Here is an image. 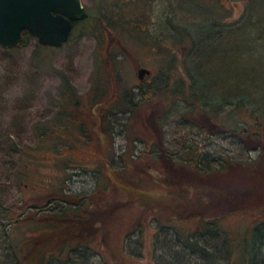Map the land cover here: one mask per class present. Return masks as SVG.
<instances>
[{"label": "rangeland", "instance_id": "obj_1", "mask_svg": "<svg viewBox=\"0 0 264 264\" xmlns=\"http://www.w3.org/2000/svg\"><path fill=\"white\" fill-rule=\"evenodd\" d=\"M83 3L57 47L0 44V264H221L224 236L243 264L264 230V0ZM63 197L95 223L57 225Z\"/></svg>", "mask_w": 264, "mask_h": 264}, {"label": "water", "instance_id": "obj_2", "mask_svg": "<svg viewBox=\"0 0 264 264\" xmlns=\"http://www.w3.org/2000/svg\"><path fill=\"white\" fill-rule=\"evenodd\" d=\"M87 15L83 0H0V44L26 45L27 31L40 44L57 47L68 40L72 22ZM149 72V67L140 66L137 76Z\"/></svg>", "mask_w": 264, "mask_h": 264}, {"label": "trees", "instance_id": "obj_3", "mask_svg": "<svg viewBox=\"0 0 264 264\" xmlns=\"http://www.w3.org/2000/svg\"><path fill=\"white\" fill-rule=\"evenodd\" d=\"M89 17H90V12L88 13L87 17H85L83 19H79L78 21H73L72 22L73 23V28H72L71 32L76 27V25L78 24V22H81V23H85L86 24L87 21L89 20ZM220 17H222V16H220ZM179 24H180L179 27L176 26V25H174V30H175L174 33L176 34V36H178L177 38H176V36H174V38L172 39L174 49H178L180 47V45H184L185 42L182 39H188L191 36V34L194 33V31H192V28L190 26L185 25L186 22H180ZM109 25H111V24H108V23L105 24V22H102L101 25H99V27L101 26V28L99 30V33L100 34H103L104 33L103 32L104 29H107L109 31V28H108V27H110ZM86 27L88 28V26H86ZM202 30H204V29H202ZM202 30L200 29V31H202ZM71 32L69 34L70 36H71ZM24 35L28 39L27 44L31 40H33L34 38H36L35 36H32L27 31L24 32ZM70 36H69V38H70ZM176 39H178V41ZM18 47H21V46H13V48H18ZM34 57L36 59L40 60L38 58L39 56H37L36 54H34ZM164 76L167 77L165 74H164ZM182 81H180L178 84H175L174 87H170L169 86V83L167 84L168 90L171 92V97L173 99H178V100L179 99H183V98H185V100L186 99L189 100L188 99L189 97H196L195 96V93L197 92V90H196V86H195V81H193V83H190V85H189V86H191V90H190L189 95H186L185 94V86L183 85V82ZM141 83L138 84V87H137L138 88L137 96L139 95L140 101L142 102L144 99H147V98L150 99V98H152V96H154V94L153 95L150 94L152 92L151 89H153V88L147 89L145 87H142V84ZM74 94H75L74 91L72 89H70L69 92H68V95L70 96V95H74ZM194 100H196V98ZM65 101L67 102V99H65ZM128 101H129V103H131L129 105L130 107L132 106V104H136L137 105L139 103L138 101H136L134 103V99H132L130 97L127 99V102ZM142 105H144V104H142ZM163 109H164V107H163ZM187 113L188 112L186 111V114ZM42 133L45 134L46 133V129H43ZM61 138H62V136L60 137V139ZM221 193H222L221 196H223L224 194H226L225 189ZM61 199H65L68 202V205L67 206H64L62 209L57 210L54 213V215H55L54 221L57 223V225L60 226V224H61V226H66L68 229L71 227L74 230H76V228H75L76 226H81V230L85 231V228L87 229V227L89 226V224H92V223L94 224L95 223V220H93V218H95L94 215L87 214V216H85V210H84L85 208H84V206L83 207L82 206H79L78 207L77 198L70 199V198L63 197ZM78 209L84 210V212L82 213V215H78L77 214V210ZM179 213L180 212H176L177 215ZM75 214L78 215V218L80 220V222L78 224L77 223L76 224L74 223V220H75L74 218L76 216L74 218L73 217H69V215H75ZM201 218H202L201 220H203V223L201 225L203 227L200 230L202 233L203 232H206V231L211 233V229H216L218 227V225H219L217 220H215V219L208 220L205 215H203ZM65 223H67V224H65ZM72 224H74V225H72ZM258 230H260L261 232H259V234L257 235L256 232H258ZM258 230H256L255 235H254V237L251 240L253 244H251V247L246 250V253H243V251H244L245 248H241V251L240 252L239 251H236V250L233 251V253H235L234 254V257L235 256L237 257L239 253H243L242 259H240V262L242 261L243 264H247V263L248 264H256V262H257L256 260H259L258 258H260V260H261L260 263L261 264H264V251H262L261 250V247L258 246L259 243H260V246L261 245L264 246V230L263 229H258ZM236 241H239V240H236ZM236 241L232 240L230 242H232V245H234L233 243H235ZM223 242H224V247L226 248L225 251H227L228 255H227V260L226 261L224 260V262L221 263V264H234V263H231L228 260V256L231 253V250L228 248L229 242H228L226 236H224Z\"/></svg>", "mask_w": 264, "mask_h": 264}, {"label": "flooded vegetation", "instance_id": "obj_4", "mask_svg": "<svg viewBox=\"0 0 264 264\" xmlns=\"http://www.w3.org/2000/svg\"><path fill=\"white\" fill-rule=\"evenodd\" d=\"M79 20V19H78ZM248 164V163H247ZM247 164L245 165V166H247ZM249 166V165H248ZM233 167H237V165H233ZM233 169V168H232ZM232 177H234V176H232ZM230 180V178L229 179H227V180H225L224 182L228 185V184H231V183H233V182H235V180H236V178L234 177V180H231V181H229ZM227 182H229V183H227ZM233 184H235V183H233ZM237 184V183H236ZM254 184H256V183H254ZM253 182H251L250 183V185H248V186H246V188L248 187V188H250V187H252L253 185ZM259 184L260 183H258V184H256L255 186H259ZM240 185H242V183H240ZM239 188H241L242 190H244L243 188H245L244 186L243 187H239ZM237 190V189H236ZM240 194H239V196H235V197H233L232 199L231 198H229L228 197V195H223V197H225V198H227V200L226 201H228V202H231L233 199H235L236 200V198H238V199H241V197H243V195H244V191L243 192H240V190H237ZM237 191H235L234 193H236ZM234 195V194H233Z\"/></svg>", "mask_w": 264, "mask_h": 264}]
</instances>
